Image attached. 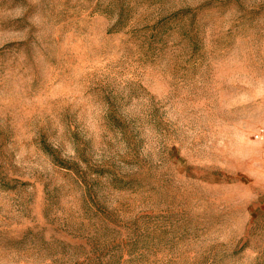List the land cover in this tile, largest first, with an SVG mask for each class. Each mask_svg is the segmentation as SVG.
<instances>
[{
  "label": "rangeland",
  "instance_id": "rangeland-1",
  "mask_svg": "<svg viewBox=\"0 0 264 264\" xmlns=\"http://www.w3.org/2000/svg\"><path fill=\"white\" fill-rule=\"evenodd\" d=\"M0 264H264V0H0Z\"/></svg>",
  "mask_w": 264,
  "mask_h": 264
}]
</instances>
